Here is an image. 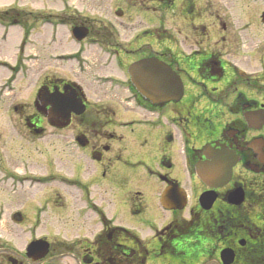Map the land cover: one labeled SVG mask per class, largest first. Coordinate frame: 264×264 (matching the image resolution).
Wrapping results in <instances>:
<instances>
[{
  "label": "flooded vegetation",
  "instance_id": "af4514ba",
  "mask_svg": "<svg viewBox=\"0 0 264 264\" xmlns=\"http://www.w3.org/2000/svg\"><path fill=\"white\" fill-rule=\"evenodd\" d=\"M53 1L56 19L39 17L40 52L50 41L54 48L42 53L39 99L31 114L13 108L28 131H37L33 140L47 142L35 148L48 154L44 163L54 165L49 155L69 152V182L120 192L141 224L136 230L99 216L101 230L81 250L83 263L264 264V45L256 50V72L240 67L241 45L235 36L224 41L228 25L211 0H148L149 9L140 7L143 0L125 6L109 0L92 5L91 13L81 8L103 0ZM130 8L158 23L141 22ZM166 13L182 24L160 26ZM259 20L264 25L263 15ZM48 25L62 35L47 37ZM63 41L71 49L57 51ZM160 63L176 77V100L146 98L162 94L148 82L157 79ZM63 64L75 79L65 77ZM90 86L101 94L91 98ZM124 130L135 137L127 141ZM166 188L169 209L159 204ZM158 214L165 216L159 224Z\"/></svg>",
  "mask_w": 264,
  "mask_h": 264
},
{
  "label": "rangeland",
  "instance_id": "374dc122",
  "mask_svg": "<svg viewBox=\"0 0 264 264\" xmlns=\"http://www.w3.org/2000/svg\"><path fill=\"white\" fill-rule=\"evenodd\" d=\"M111 1L125 6V0ZM211 1L213 6L220 10L221 21L228 25L227 32L223 33L228 34L224 41L234 42L235 36L234 44L241 45L240 52L237 53L239 66L248 72H256L260 67L256 50L264 45V25L259 20L264 11V0ZM141 3L140 7L143 9H149L151 6L148 0ZM77 4L80 5L79 1ZM99 4L109 5V0H103L98 4L90 2L81 10L84 13H91V6ZM58 7L53 0H0V264H8L9 256L17 260L16 264H84L81 250L101 230L98 208L106 217H112L119 226L141 229V224L123 207L120 192L111 193L109 190L102 192L93 187L88 189L83 183L75 185L69 182L74 162L69 152L49 155L48 157L55 158L54 165L44 163L43 160L48 154L45 155V152L39 154L35 148L40 146L44 148L47 142L33 140L36 135L25 128L21 113L13 108L15 105H22L25 113L33 112V96L39 85L40 74L43 72L42 53L46 55L47 52L52 53L54 49L49 46L53 44L50 41L42 53L40 52L39 17L47 13L52 15L46 18L47 20L56 19L53 15ZM4 11L8 13L5 17L1 16ZM130 13L141 22L147 23L151 20V24L158 23L154 16L147 17L138 9L130 8ZM210 14L212 12L209 11ZM11 16H15V23L10 22ZM90 24L103 27V23L100 22L90 21ZM160 24L166 28L171 27V24L181 25L182 22L177 17L171 19L166 13ZM25 25L31 28L28 35L22 32ZM55 27V25L45 27L47 37L52 40L55 32L61 36L64 31ZM131 28V25H126L127 31ZM24 42L21 51L20 45ZM63 43L56 47L57 51L71 49L70 44L64 41ZM53 58L50 54L49 59ZM66 67L68 68L65 77L75 79L76 76L71 74L72 67ZM97 90L99 89L94 86L89 87L91 98L101 94ZM141 117L145 115L141 113ZM68 133L65 131L63 136L69 135ZM123 134L127 141L135 137V134L127 130H124ZM86 174L81 173V177L85 179ZM155 207L158 208L154 204ZM15 213L22 214L24 217L22 223L11 220ZM164 217L158 214L155 220L159 224L165 220ZM37 238H45L50 242V252L42 261L32 262L24 255V248L30 240Z\"/></svg>",
  "mask_w": 264,
  "mask_h": 264
},
{
  "label": "water",
  "instance_id": "95a60500",
  "mask_svg": "<svg viewBox=\"0 0 264 264\" xmlns=\"http://www.w3.org/2000/svg\"><path fill=\"white\" fill-rule=\"evenodd\" d=\"M84 35V32H82L80 34V37H82ZM134 72V71H133ZM170 73L168 72L167 68L163 66V68L158 67V72H157V79H153V80H148V82L150 83V85H152V89H157L159 92V89L165 88V89H169V86L167 85H172L173 88L174 86L177 87V80L175 79L176 77H174L172 80H170L169 77ZM132 77L134 79V74H132ZM137 83L139 84H143L144 81H141L140 79L136 80ZM164 85V86H163ZM175 87V93L178 91L177 88ZM180 88V87H179ZM178 88V89H179ZM161 92V91H160ZM177 95V94H176ZM172 95L169 96H146V98L150 99L151 101L155 102L158 100H165L168 98H171ZM18 217V218H15ZM12 220L15 222H22L23 218L20 214H15L12 217ZM48 250V244L47 242H45L42 239L39 240H35L32 241L28 244L27 248H26V254L28 257H30L32 260H37L39 258H42L43 256H45V254L47 253Z\"/></svg>",
  "mask_w": 264,
  "mask_h": 264
}]
</instances>
